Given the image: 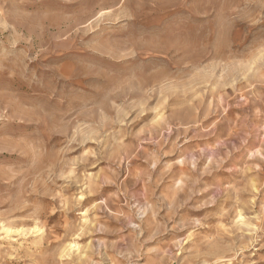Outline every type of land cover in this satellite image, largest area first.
<instances>
[{"label": "rangeland", "instance_id": "obj_1", "mask_svg": "<svg viewBox=\"0 0 264 264\" xmlns=\"http://www.w3.org/2000/svg\"><path fill=\"white\" fill-rule=\"evenodd\" d=\"M0 264H264V0H0Z\"/></svg>", "mask_w": 264, "mask_h": 264}, {"label": "bare ground", "instance_id": "obj_2", "mask_svg": "<svg viewBox=\"0 0 264 264\" xmlns=\"http://www.w3.org/2000/svg\"><path fill=\"white\" fill-rule=\"evenodd\" d=\"M6 231V230H5ZM6 233V232H5ZM9 234V233H8Z\"/></svg>", "mask_w": 264, "mask_h": 264}]
</instances>
